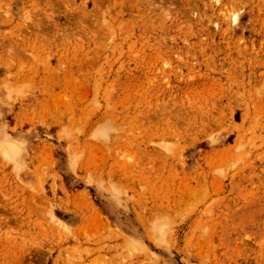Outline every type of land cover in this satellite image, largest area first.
<instances>
[{"label": "rangeland", "instance_id": "374dc122", "mask_svg": "<svg viewBox=\"0 0 264 264\" xmlns=\"http://www.w3.org/2000/svg\"><path fill=\"white\" fill-rule=\"evenodd\" d=\"M0 264H264V0H0Z\"/></svg>", "mask_w": 264, "mask_h": 264}]
</instances>
